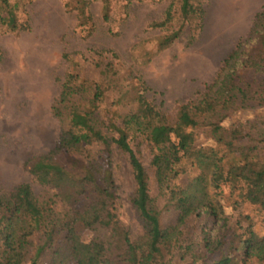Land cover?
<instances>
[{
  "label": "trees",
  "instance_id": "1",
  "mask_svg": "<svg viewBox=\"0 0 264 264\" xmlns=\"http://www.w3.org/2000/svg\"><path fill=\"white\" fill-rule=\"evenodd\" d=\"M101 1L103 18L108 22L114 1ZM126 1L127 8L132 0ZM27 2L0 0V30L21 33L31 29ZM178 4L184 22L203 15L195 0H180ZM90 5L91 0H66L81 26H94ZM175 7L176 0H172L165 18L151 26L167 30L173 27ZM184 27L182 24L161 37L158 51L172 46ZM251 35L224 60L210 87L211 93L217 87L215 94L223 100L208 93L198 104H183L174 123L166 122L158 107L137 92L135 109L120 122L102 118L99 109L108 86L98 84L90 92L78 71L66 75L53 109L61 123L59 139L50 151L25 163L35 182L54 191L56 200L51 204L60 203L61 208L55 213L53 206L42 204L28 183L0 195V264H117L118 260L127 264H264V235L256 231L253 219L244 217L246 225L242 224L244 219L231 224L214 194L226 185L233 191L242 189L243 202L250 201L264 210V126L256 133L254 145L246 146L241 139L249 126L243 124L241 130L223 125L228 103L239 96L248 99L250 94L257 95L238 86L236 78L241 68L264 71V9L256 15ZM252 43L255 46L250 52L247 49ZM83 97L88 100L85 105L79 103ZM201 126L210 128L213 139L227 151L198 147L195 133ZM132 137L144 138L157 155L162 151L172 154V168L162 186L170 188L185 171L180 167L184 160L199 169L200 174L175 193L177 226L162 227L160 212L150 194L149 176L130 143ZM98 147V151L93 150ZM115 149L129 157L137 186L132 204L144 229L138 241H133L119 213L112 167ZM202 213L213 217L218 225L216 236L205 237L203 256L190 245L179 247L178 241L179 227L191 215ZM86 230L93 232L90 240L83 239ZM40 234L44 241L35 246L33 253V239ZM178 248L182 250L181 263L173 261ZM47 251L50 259L44 263L42 257Z\"/></svg>",
  "mask_w": 264,
  "mask_h": 264
},
{
  "label": "rangeland",
  "instance_id": "2",
  "mask_svg": "<svg viewBox=\"0 0 264 264\" xmlns=\"http://www.w3.org/2000/svg\"><path fill=\"white\" fill-rule=\"evenodd\" d=\"M113 1L107 22L102 1L91 0L92 27L80 25L66 0H29L26 9L31 29L21 33L0 30V195H8L16 186L28 183L42 204L53 206L54 212L61 208L60 203L51 204L56 200L54 191L35 182L25 163L50 151L59 139L61 123L53 109L66 75L78 71L90 92L98 84L108 86L99 109L102 118L120 122L135 109L137 92L158 107L166 122L174 123L183 104H198L208 93L221 96L215 94L217 87L214 93L210 87L237 44L251 39L255 17L264 9V0H195L203 15L184 22L178 13L180 0H176L173 27L167 30L151 24L165 18L172 0H132L127 8L126 0ZM182 24L185 27L180 38L158 51L161 37ZM254 46L252 43L247 50L252 52ZM238 72L237 85L257 95L250 94L248 99L239 96L228 103L223 125L241 130L243 124L249 126L244 129L241 143L253 146L258 139L256 133L264 126V71L241 68ZM79 101L85 105L88 100L83 97ZM211 132L210 128H198L196 145L227 151L216 143ZM130 141L147 170L150 194L160 212L162 227L177 226L175 193L198 176L199 169L184 160L180 167L185 171L170 188L162 186L160 183L172 168V154L162 151L157 155L144 138L132 137ZM112 167L122 222L133 241L141 240L143 222L132 204L137 186L129 157L115 149ZM240 193L242 189L233 191L228 185L214 192L231 224L250 217L256 231L264 235V210L250 201L243 202ZM244 220L242 224L246 225ZM217 230L210 215H191L179 227V247L190 245L203 256L205 237L216 236ZM82 235L84 240H90L93 232L86 230ZM33 241L34 253L35 246L44 241L43 234ZM181 251H175V263H181ZM49 259L47 251L42 261ZM117 264L127 263L118 260Z\"/></svg>",
  "mask_w": 264,
  "mask_h": 264
}]
</instances>
